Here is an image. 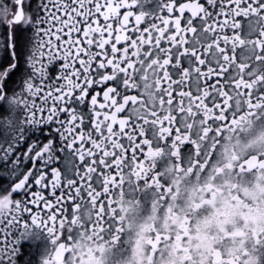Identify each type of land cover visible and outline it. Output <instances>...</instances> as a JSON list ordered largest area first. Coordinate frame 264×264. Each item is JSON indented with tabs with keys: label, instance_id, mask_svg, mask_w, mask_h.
I'll return each mask as SVG.
<instances>
[{
	"label": "snow or ice",
	"instance_id": "6c2138e0",
	"mask_svg": "<svg viewBox=\"0 0 264 264\" xmlns=\"http://www.w3.org/2000/svg\"><path fill=\"white\" fill-rule=\"evenodd\" d=\"M143 7V0H0V264H21L25 243L34 247L22 264H40L38 229L67 210L53 211L39 191L48 187L49 171L55 194L63 164L76 206L93 180L107 183L128 147L133 155L145 147L151 122H133L128 109L141 79L149 90L147 72L162 104L179 100L186 115L183 101H194L191 118L202 105L211 113L202 127L217 132V124H229L234 102L250 113L264 110V0H157L152 12ZM179 122L161 123L166 143L173 124L175 133L185 131ZM189 141L178 136L173 147L188 149Z\"/></svg>",
	"mask_w": 264,
	"mask_h": 264
},
{
	"label": "flooded vegetation",
	"instance_id": "af4514ba",
	"mask_svg": "<svg viewBox=\"0 0 264 264\" xmlns=\"http://www.w3.org/2000/svg\"><path fill=\"white\" fill-rule=\"evenodd\" d=\"M156 3L143 0V10L152 12ZM147 78L149 90L145 91L141 79L138 101L128 109L133 122H151L146 126L151 128L149 140L141 141L144 148L133 155L125 134L127 157L121 153L118 170L112 169L114 176L110 174L107 183L103 178L93 180V187L76 198V206L70 199L75 189L69 190L63 180V164L58 165L62 184L55 194L49 171L48 187L39 191L45 202L54 205L53 211L67 210L57 213L54 222L48 219V229H38L43 233L40 264H264V231L245 233L238 227L225 231L236 217L245 226L249 220L255 223L258 209L249 205L264 194V110L250 113L246 104L241 110L234 102L229 124H217V132L211 125L202 127L211 115L202 105L199 118H191L187 112L193 105L195 115V102L185 99L186 115H180V101L162 104L153 73L147 72ZM215 82L214 76L210 83ZM234 115L236 125L231 124ZM177 116L185 131L175 133L173 124V135L166 143L160 125ZM191 133L196 135L189 141ZM178 136L192 147L183 149L182 143L173 147ZM76 180L79 187V177ZM223 191L230 198L222 197L218 206L208 210L215 194ZM39 210L46 219L43 203ZM33 247L24 244L21 264Z\"/></svg>",
	"mask_w": 264,
	"mask_h": 264
},
{
	"label": "clouds",
	"instance_id": "9594fccd",
	"mask_svg": "<svg viewBox=\"0 0 264 264\" xmlns=\"http://www.w3.org/2000/svg\"><path fill=\"white\" fill-rule=\"evenodd\" d=\"M230 198V193L227 191H223L220 193H216L212 202L207 205L208 210H211L212 207H216L219 205L221 199ZM202 198V197H201ZM260 201H264V194L259 197L258 201L254 204L249 205L250 208H257L258 211L254 214L256 215L255 223L249 220L247 226H245L239 217L234 218V224H226L225 231H231L233 228L238 227L242 232H249L255 229L257 232L264 231V203H260Z\"/></svg>",
	"mask_w": 264,
	"mask_h": 264
}]
</instances>
